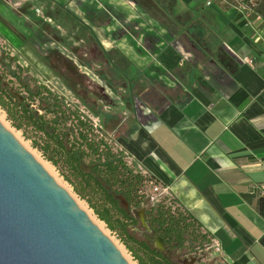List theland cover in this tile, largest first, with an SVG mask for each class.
I'll return each instance as SVG.
<instances>
[{
	"label": "crops",
	"instance_id": "crops-1",
	"mask_svg": "<svg viewBox=\"0 0 264 264\" xmlns=\"http://www.w3.org/2000/svg\"><path fill=\"white\" fill-rule=\"evenodd\" d=\"M74 1L31 0L24 15L46 3L44 19H56L51 28L97 48L125 84L137 80L133 89L148 108L126 129L122 121L115 144L200 223L225 264H264L263 18L210 3L218 15L196 21L204 52L187 25L174 23V15L198 2L176 0L170 8L81 0L93 12L79 22L68 15L63 23L57 13L67 16L63 8ZM4 4L0 0V8Z\"/></svg>",
	"mask_w": 264,
	"mask_h": 264
},
{
	"label": "trees",
	"instance_id": "trees-1",
	"mask_svg": "<svg viewBox=\"0 0 264 264\" xmlns=\"http://www.w3.org/2000/svg\"><path fill=\"white\" fill-rule=\"evenodd\" d=\"M169 1L170 8L176 4V0ZM258 8V14L264 20V5L260 4ZM217 15L201 0L196 7L177 17L174 15V23L187 25L196 45L206 52L199 38L204 30L196 21L199 17ZM28 16L38 25L51 28L35 12ZM6 60H9L8 73L14 80L9 86L0 79V108L7 119L118 237L139 264H177L174 256L188 249L196 251L193 243L199 241L200 248L212 245L210 234L174 198L164 197L163 201L155 203L146 194L149 182L158 185L160 182L137 169L129 162L125 151L115 144L112 136L122 118L115 111L105 110L111 109L112 103L108 104L109 99L102 97L99 89H90L84 84L85 75L78 67L60 70L47 63L48 69L79 104L39 82L28 68L15 66L12 69L17 57L0 56V66L5 65ZM136 81L126 80L125 104L128 109L135 98H140L133 89ZM107 86L117 92L111 84ZM84 94L91 95L94 101L87 100ZM89 113L99 122L96 123ZM191 243L192 247H189Z\"/></svg>",
	"mask_w": 264,
	"mask_h": 264
},
{
	"label": "rangeland",
	"instance_id": "rangeland-1",
	"mask_svg": "<svg viewBox=\"0 0 264 264\" xmlns=\"http://www.w3.org/2000/svg\"><path fill=\"white\" fill-rule=\"evenodd\" d=\"M4 1L6 5L4 4V6L0 8V13H2L3 15L2 16L3 22L2 23L0 22V56L9 55L10 58L13 57L18 58V61L15 63V65L12 66L13 67L12 69H15L14 68L15 66L28 68L30 70V74L36 77V79H38L39 82L44 83L45 85L49 86L51 89L57 91L60 94H64L72 102L79 104V102L68 91H66L62 82L57 77H55L53 73L48 69L47 63H49L52 67L59 68L60 70L61 69L65 70L67 67L70 66H76L78 67L80 73L85 75L83 79L85 85H87L90 89H99L101 91L100 95L102 97H106L107 95L109 97L108 98L109 101H112V102L108 101V104L112 103L111 104L112 108L110 109L109 107H107L105 108V110L113 111L114 109L115 112L121 115L120 117L124 122L122 128L126 129L127 126L130 125V123L137 122L139 120L138 117L142 116L143 112L147 110L148 105L145 104L144 99L140 97L139 99L138 98L134 99V102L132 103V106L129 109L128 106L126 107L125 97L127 94H125L124 92L126 87L125 81L122 78H119L116 75V73H114L111 67H109L106 61L107 59L103 55H101V52H99L97 48L93 47V49H91L88 46L87 41L84 42L79 41L78 37L73 36L71 32H68L67 34L63 32L64 34H62L61 31L55 30V28L44 27V25L42 24L38 25L36 22H34L31 19L30 16L26 17L24 15L26 11L23 5L28 1L31 2V0H4ZM91 1H93L96 4L94 0ZM133 1H139L140 4L146 7H148L149 5H153V3L158 4V6L160 5L165 6L169 4L167 0H133ZM187 1L196 4L201 0H184V2ZM208 2L211 3V6L215 4L218 6H224L225 9H228L235 15L237 13L243 14L250 20H255L258 17H261L258 14V9H259L258 7L260 4L264 5V0H204L205 4H207ZM84 3L87 4L86 2ZM82 4L83 3L81 2V0H76L74 1L71 7L63 8L64 11H66L67 9V16L66 15L64 16L59 11V13H57L59 19L64 23L67 22L66 19H68L69 16L73 17L75 15L74 19L78 20V18H80V20L81 19L83 20V18L90 15V13L87 14V12H93V10L87 9L85 11V9H83L82 7ZM184 5L186 4L183 5L181 4V9L186 8L184 7ZM43 6H44L43 8L41 7L35 10L36 16L42 20L44 19V17H46V15L43 14V11L46 7V3ZM46 10L49 11V7H47ZM106 11L109 12L110 10L106 8ZM54 20L56 21L55 18ZM54 20L53 21L45 20L44 22L48 21L46 23H50L51 25L55 26L56 23ZM160 20L161 19H159V22ZM153 25L154 26H150V27H155L156 30L159 31L160 29L159 25L156 23H153ZM72 27H74V25ZM171 28L174 32L176 31L175 26L173 27V25H171ZM79 32L78 35H80ZM142 43L143 41L141 42V45ZM51 52H54L55 54L50 55ZM8 64H9V60H6L5 61L6 66L5 65L0 66V79L3 80L4 83L9 84V86H12V81L14 80H12L10 74L8 73L7 70ZM106 83L111 84L117 90V92H113L112 90H110ZM84 96L90 102L94 101L91 95L84 94ZM81 108L85 110L86 113H88L83 106H81ZM89 115L93 118V120L96 123L99 122L98 119L94 118L90 113ZM0 122L14 135V137L28 151H30L31 153L34 152L37 155L36 157L38 159L42 160L43 162H46L51 166L52 170L54 171V174L58 179L62 181V184H64L66 190H68V193L74 198V200H76L78 204L80 203L82 205V207L80 205L79 206L86 213L88 212L87 215L89 217H90L89 214H91L94 221L92 219L91 220L96 225L98 224L97 226L99 227V229L112 241V243L122 253V255L128 261V263L139 264L131 255V253L126 249V247L122 244V242L118 239V237L115 234H113L106 227V225L94 215L93 211L90 210L87 204L84 201H82L73 192L72 188L60 177L56 169L49 162H47L36 149H34L31 146L30 141L26 140L20 131L16 130L12 126L11 122L7 119L6 113L1 108H0ZM61 186L63 187V185ZM145 192L150 198H154L153 202L155 201V203L156 201L158 202L163 201L164 197H169L167 194H164V192L162 191L154 192L150 184H148V187L146 188ZM167 201L169 202V200ZM142 225L145 227L144 222H142ZM198 246H199V241L193 243V247H195L196 251L188 249L185 250L184 252L176 254L174 256V260L176 261V263L177 264H225L224 260L220 256V253L216 251L213 242L211 246L204 245L203 248H200ZM189 247H192V243L189 244Z\"/></svg>",
	"mask_w": 264,
	"mask_h": 264
},
{
	"label": "water",
	"instance_id": "water-1",
	"mask_svg": "<svg viewBox=\"0 0 264 264\" xmlns=\"http://www.w3.org/2000/svg\"><path fill=\"white\" fill-rule=\"evenodd\" d=\"M0 264H129L1 122Z\"/></svg>",
	"mask_w": 264,
	"mask_h": 264
},
{
	"label": "bare ground",
	"instance_id": "bare-ground-1",
	"mask_svg": "<svg viewBox=\"0 0 264 264\" xmlns=\"http://www.w3.org/2000/svg\"><path fill=\"white\" fill-rule=\"evenodd\" d=\"M33 153V155L36 157L37 155L34 153V152H32ZM37 158V157H36ZM38 159V158H37ZM39 160V162L52 174V177L58 182V183H60L61 185H63V187L66 189V187L64 186V184H62V181L60 180V179H58L57 177H56V175L54 174V171L52 170V168H51V166L49 165V164H47L46 162H43L42 160H40V159H38ZM68 191V190H67ZM76 201V200H75ZM78 204V203H77ZM78 205H80L81 207H82V205L79 203ZM142 213H143V211H141ZM88 213V212H87ZM90 215V217H91V219L93 220V218H92V216H91V214H89ZM94 221V220H93ZM98 225V224H97ZM163 247V246H162Z\"/></svg>",
	"mask_w": 264,
	"mask_h": 264
},
{
	"label": "built area",
	"instance_id": "built-area-1",
	"mask_svg": "<svg viewBox=\"0 0 264 264\" xmlns=\"http://www.w3.org/2000/svg\"><path fill=\"white\" fill-rule=\"evenodd\" d=\"M207 6H210V2L207 3ZM150 186L152 187L154 192H159L162 191L164 192V190L162 189L161 185H158L154 182H149ZM152 200H154V198H152ZM215 249L218 253H221V249L218 246H215Z\"/></svg>",
	"mask_w": 264,
	"mask_h": 264
}]
</instances>
